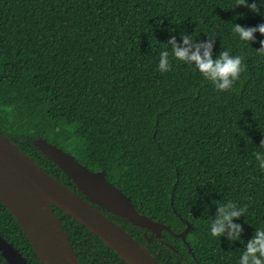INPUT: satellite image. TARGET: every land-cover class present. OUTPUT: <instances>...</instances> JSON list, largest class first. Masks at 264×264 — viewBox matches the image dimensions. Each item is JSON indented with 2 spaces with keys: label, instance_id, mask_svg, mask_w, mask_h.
I'll list each match as a JSON object with an SVG mask.
<instances>
[{
  "label": "trees",
  "instance_id": "1",
  "mask_svg": "<svg viewBox=\"0 0 264 264\" xmlns=\"http://www.w3.org/2000/svg\"><path fill=\"white\" fill-rule=\"evenodd\" d=\"M0 0V133L78 194L75 183L37 147L44 138L93 171H103L154 221L181 232L161 237L102 209L163 264H236L264 224V34L238 45L233 23H264V0ZM255 4L257 10L248 7ZM225 48L245 68L230 91H217L182 63L161 73L160 46L181 35ZM257 164V166H256ZM243 213L237 240L207 233L217 202ZM80 264H128L76 219L54 207ZM0 236L27 264H41L0 201ZM149 238V241L146 240ZM0 264H8L0 252Z\"/></svg>",
  "mask_w": 264,
  "mask_h": 264
},
{
  "label": "water",
  "instance_id": "2",
  "mask_svg": "<svg viewBox=\"0 0 264 264\" xmlns=\"http://www.w3.org/2000/svg\"><path fill=\"white\" fill-rule=\"evenodd\" d=\"M36 145L85 196L58 181L0 133V201L22 227L41 264H80L54 207L76 219L128 264L163 263L96 206L125 217L133 225L149 229L157 236H161L164 229L185 240L186 233L192 229L185 220V228L179 233L173 232L166 224L139 213L130 198L110 182L103 171L88 169L44 138H38ZM0 252L8 264H27L1 236Z\"/></svg>",
  "mask_w": 264,
  "mask_h": 264
},
{
  "label": "clouds",
  "instance_id": "3",
  "mask_svg": "<svg viewBox=\"0 0 264 264\" xmlns=\"http://www.w3.org/2000/svg\"><path fill=\"white\" fill-rule=\"evenodd\" d=\"M246 2L247 0H233L228 7L246 4ZM248 7L253 11L257 10L254 3L249 4ZM254 32L264 34V23L249 26L233 23L230 26V33L238 45L246 44L254 39ZM208 35L209 40L199 43L193 40L194 35H181L179 45L175 37H169L167 43L160 46L156 69L165 73L172 68L173 62L182 63L198 72L204 81L211 83L215 90L220 92L232 90L245 68L243 57L232 52L230 48H225L213 57L211 39L216 36V33L212 32ZM261 44L264 45V40H261ZM257 55L264 57V46L257 50ZM261 143L264 145V141ZM253 157L255 162H258V169L264 171V150L254 152ZM217 203L219 206L215 219L206 222L207 233L212 237H218L227 227L229 237L242 239L241 226L233 223L232 218L243 213L247 205L237 209V202L233 199ZM243 243L244 246L236 257V264H264V224L258 226L250 238Z\"/></svg>",
  "mask_w": 264,
  "mask_h": 264
},
{
  "label": "flooded vegetation",
  "instance_id": "4",
  "mask_svg": "<svg viewBox=\"0 0 264 264\" xmlns=\"http://www.w3.org/2000/svg\"><path fill=\"white\" fill-rule=\"evenodd\" d=\"M97 208H99V206H96ZM100 209V208H99ZM102 212H104L102 209H100ZM105 213V212H104ZM106 214V213H105ZM107 215V214H106ZM108 216V215H107ZM109 217V216H108ZM110 218V217H109ZM111 219V218H110ZM117 223V222H116ZM154 235H155V233H154ZM155 236H157V235H155ZM157 237H161V236H157ZM147 239H149V238H146V240ZM147 241H149V240H147Z\"/></svg>",
  "mask_w": 264,
  "mask_h": 264
}]
</instances>
